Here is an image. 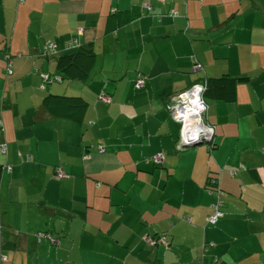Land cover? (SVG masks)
Masks as SVG:
<instances>
[{
	"label": "crops",
	"instance_id": "crops-1",
	"mask_svg": "<svg viewBox=\"0 0 264 264\" xmlns=\"http://www.w3.org/2000/svg\"><path fill=\"white\" fill-rule=\"evenodd\" d=\"M89 42L90 81L47 79ZM223 74L250 80L184 146L170 101ZM47 91L83 121L38 119ZM0 163V264H264V0H0Z\"/></svg>",
	"mask_w": 264,
	"mask_h": 264
},
{
	"label": "trees",
	"instance_id": "trees-1",
	"mask_svg": "<svg viewBox=\"0 0 264 264\" xmlns=\"http://www.w3.org/2000/svg\"><path fill=\"white\" fill-rule=\"evenodd\" d=\"M95 63L96 51L94 45L92 42L85 43L80 45L75 51L61 53L57 58V71L59 75H53L47 79L54 81L59 78L60 81L77 80L87 82L92 78V71ZM248 80H250L249 77L235 78L229 74H223L222 76L206 78L198 80L197 82H201L205 86L203 99L208 107L209 100L235 102L238 83ZM88 106V101L81 95L47 91L43 96L37 117L41 120L44 119V114H47L48 116L67 118L80 123L83 121ZM213 142L214 138L212 139V143ZM4 171V165L0 163V186ZM209 179V188L215 192L218 197V190L223 191L218 184V179L211 176ZM46 234L47 232H45V235ZM151 264L159 263L158 260H152Z\"/></svg>",
	"mask_w": 264,
	"mask_h": 264
},
{
	"label": "built area",
	"instance_id": "built-area-1",
	"mask_svg": "<svg viewBox=\"0 0 264 264\" xmlns=\"http://www.w3.org/2000/svg\"><path fill=\"white\" fill-rule=\"evenodd\" d=\"M52 44L48 45V47H51ZM202 68L201 64H197L195 66V70H200ZM7 69L9 72H11V61L8 59V65ZM59 79V78H58ZM60 80V79H59ZM143 80L139 79L137 86H142ZM205 91V86L201 82H196L193 85H191L186 90L178 93L174 98H172V101H170L169 108L172 114V117L180 122L181 124V138L180 143L183 144L185 139H191L192 134L194 131H199L201 136H204L206 138L212 139L214 137V127L206 124L204 121V114L207 111V105L203 99V94ZM197 97H199L198 106L193 104L192 101H196ZM100 99L104 102H108L109 96L102 92L100 95ZM185 112H190L187 119L183 118V114ZM208 128H211L213 131L209 133L207 131ZM182 129L184 130V134L182 135ZM201 131V132H200ZM3 149L5 150L6 147L4 146ZM164 153H158L152 156L151 161L155 163H160L164 159ZM57 174L59 176L64 175V171L62 168L57 169ZM212 191V190H211ZM213 192V191H212ZM226 195L223 193V191L218 190V201L212 206L213 212L208 216V223L215 225L218 223L220 218L223 217L224 211L222 210L223 206V198ZM39 236H45V233L39 232ZM49 237L50 234H49ZM151 241V244H167L166 236H162L156 240H149ZM213 243H207L204 246V250H207L208 247L212 246Z\"/></svg>",
	"mask_w": 264,
	"mask_h": 264
},
{
	"label": "clouds",
	"instance_id": "clouds-1",
	"mask_svg": "<svg viewBox=\"0 0 264 264\" xmlns=\"http://www.w3.org/2000/svg\"><path fill=\"white\" fill-rule=\"evenodd\" d=\"M198 101H199V97H197L196 101H192V103L198 106ZM189 114H190V112H185L183 114V118L184 119H187V117H188ZM207 131L209 133H211L213 130L211 128H208ZM183 134H184V130L182 129V135ZM199 139H200V133H199V131H194L193 134H192V137H191V142H197V141H199ZM191 142H189L188 139H185L184 140V143L185 144H188V143H191Z\"/></svg>",
	"mask_w": 264,
	"mask_h": 264
},
{
	"label": "water",
	"instance_id": "water-1",
	"mask_svg": "<svg viewBox=\"0 0 264 264\" xmlns=\"http://www.w3.org/2000/svg\"><path fill=\"white\" fill-rule=\"evenodd\" d=\"M189 142H191V139H189ZM209 142H211L210 138H206V137L200 135L199 141L191 142V143H188V144L183 143V145L186 146V147H191V146H196V145H200V144H203V143H209Z\"/></svg>",
	"mask_w": 264,
	"mask_h": 264
},
{
	"label": "rangeland",
	"instance_id": "rangeland-1",
	"mask_svg": "<svg viewBox=\"0 0 264 264\" xmlns=\"http://www.w3.org/2000/svg\"><path fill=\"white\" fill-rule=\"evenodd\" d=\"M65 81H67V80H65ZM10 168V167H9ZM28 174V173H27ZM35 175V174H34ZM16 202V201H15Z\"/></svg>",
	"mask_w": 264,
	"mask_h": 264
}]
</instances>
